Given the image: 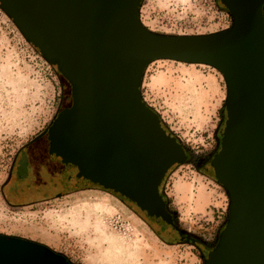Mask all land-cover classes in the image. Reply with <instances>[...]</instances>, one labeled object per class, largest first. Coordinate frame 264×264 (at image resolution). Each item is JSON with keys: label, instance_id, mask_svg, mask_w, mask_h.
Wrapping results in <instances>:
<instances>
[{"label": "water", "instance_id": "obj_1", "mask_svg": "<svg viewBox=\"0 0 264 264\" xmlns=\"http://www.w3.org/2000/svg\"><path fill=\"white\" fill-rule=\"evenodd\" d=\"M143 0H0L23 36L71 86V102L38 136L31 182L44 198L103 187L165 240L194 241L162 194L186 159L182 142L145 101L156 59L210 65L226 82V118L208 166L230 198L205 264H264V0H221L232 24L167 34L141 20ZM0 264H76L36 240L0 233Z\"/></svg>", "mask_w": 264, "mask_h": 264}, {"label": "rangeland", "instance_id": "obj_2", "mask_svg": "<svg viewBox=\"0 0 264 264\" xmlns=\"http://www.w3.org/2000/svg\"><path fill=\"white\" fill-rule=\"evenodd\" d=\"M140 17L148 28L167 34H205L233 21L219 0H143ZM141 91L192 155L167 175L162 193L177 224L203 246L163 239L131 203L102 187L40 200H35L32 188L26 189L27 194H11L5 183L15 157L71 102V86L0 7L1 234L42 242L76 264H110L107 257H98L99 245L90 226L85 234L70 225V210L84 206L82 213L87 215L88 207L92 220L98 216L108 231L125 240L124 252L131 249L120 264H205L229 214L227 190L208 165H199L220 145L226 118L225 79L210 65L156 59L145 70ZM34 171L30 163L27 172Z\"/></svg>", "mask_w": 264, "mask_h": 264}, {"label": "bare ground", "instance_id": "obj_3", "mask_svg": "<svg viewBox=\"0 0 264 264\" xmlns=\"http://www.w3.org/2000/svg\"><path fill=\"white\" fill-rule=\"evenodd\" d=\"M97 208L102 207L101 204H96ZM82 208V209H80ZM86 209L84 206H77L70 210L69 222L70 225L79 232L89 231V228L94 230L95 239H97L98 246V257H107L110 264H120L124 263L126 256H130L131 249L126 247L127 253L124 252L125 240L108 231L102 220L98 216L94 217L92 220L90 209L87 207L88 211L86 214L82 213L81 210ZM100 210V209H99ZM90 226V227H88ZM108 263V262H107ZM134 264V263H133Z\"/></svg>", "mask_w": 264, "mask_h": 264}, {"label": "flooded vegetation", "instance_id": "obj_4", "mask_svg": "<svg viewBox=\"0 0 264 264\" xmlns=\"http://www.w3.org/2000/svg\"><path fill=\"white\" fill-rule=\"evenodd\" d=\"M37 141H38V136L31 139L19 150L17 156L15 157L13 166L11 167V172L9 174L8 180L5 183V186L9 190H11L10 192L13 195H18L20 192L27 194L26 189L32 188L36 192L35 198L37 199L34 198L35 200H40L44 198L37 191L36 189L37 187L34 185V183L31 182V175L34 174L38 170V166L36 165L34 161V155H33L34 151L38 149ZM185 150H186V159L184 162H186L192 156L190 151L187 148H185ZM23 152H25V154H23ZM197 159L195 160V162L200 163V161H198ZM209 162H210V158H207L203 160L199 165L201 166V168H203L205 165L207 166ZM30 163L33 164L35 171L29 175L27 171H28V166L30 165ZM28 180H29V183L27 184L28 186L26 187L25 184L27 183ZM34 199L31 201H28V203L34 202L35 201ZM169 212L173 216L174 223L178 225L177 222L175 221V217L173 213L170 210Z\"/></svg>", "mask_w": 264, "mask_h": 264}, {"label": "trees", "instance_id": "obj_5", "mask_svg": "<svg viewBox=\"0 0 264 264\" xmlns=\"http://www.w3.org/2000/svg\"><path fill=\"white\" fill-rule=\"evenodd\" d=\"M220 5L223 7V9H225L227 12H229V10L226 8V6L223 4V2L221 0H219ZM230 13V12H229ZM103 188V187H102ZM104 189V188H103ZM106 190V189H105ZM168 208V206H167Z\"/></svg>", "mask_w": 264, "mask_h": 264}]
</instances>
